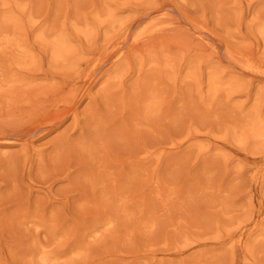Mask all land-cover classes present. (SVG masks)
Masks as SVG:
<instances>
[{"label":"rangeland","instance_id":"374dc122","mask_svg":"<svg viewBox=\"0 0 264 264\" xmlns=\"http://www.w3.org/2000/svg\"><path fill=\"white\" fill-rule=\"evenodd\" d=\"M0 264H264V0H0Z\"/></svg>","mask_w":264,"mask_h":264}]
</instances>
